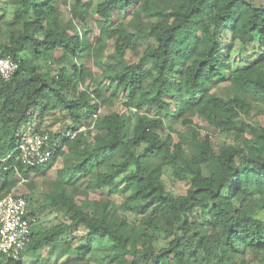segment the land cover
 <instances>
[{
  "label": "trees",
  "instance_id": "16d2710c",
  "mask_svg": "<svg viewBox=\"0 0 264 264\" xmlns=\"http://www.w3.org/2000/svg\"><path fill=\"white\" fill-rule=\"evenodd\" d=\"M58 1L0 0V57L19 65L0 73V200L28 182L31 237L0 264H264V125L244 119L264 112V2L63 0L64 17ZM194 117L233 142L215 147ZM28 133L56 143L49 163H23Z\"/></svg>",
  "mask_w": 264,
  "mask_h": 264
},
{
  "label": "built area",
  "instance_id": "2783aa9c",
  "mask_svg": "<svg viewBox=\"0 0 264 264\" xmlns=\"http://www.w3.org/2000/svg\"><path fill=\"white\" fill-rule=\"evenodd\" d=\"M18 66V62L9 55L0 57V73L4 79H9ZM101 112L102 109L93 114L90 129H93L95 120ZM82 130L84 127L77 131H69L67 135L73 138ZM55 144L51 143L48 133H28L20 139L18 149L24 164L40 166L52 160L56 150ZM26 214L27 202L20 194L11 191L0 200V252L17 258L29 243L30 222Z\"/></svg>",
  "mask_w": 264,
  "mask_h": 264
},
{
  "label": "rangeland",
  "instance_id": "374dc122",
  "mask_svg": "<svg viewBox=\"0 0 264 264\" xmlns=\"http://www.w3.org/2000/svg\"><path fill=\"white\" fill-rule=\"evenodd\" d=\"M261 1L264 2V0H261ZM58 2L61 5V9L64 13L63 16L64 17L69 16V7L64 3L63 0H59ZM14 11H15V7L12 5L9 6L8 13H7V19L8 20H11L13 18ZM92 22H93V20H92V18H90V23H92ZM97 34H98V30H97V28L94 27V30L92 32H90V36L92 38H95L97 36ZM110 46L111 47L109 48L108 53L112 52V50H113L112 43H110ZM86 63H87V66L90 67L95 73L99 74L101 72L100 69L93 64V61L91 58L87 59ZM53 73H55V71H53ZM227 84L228 83H223L221 85H218V87H216V89L218 91H220L221 93H223V91H224L223 86L227 85ZM109 110H117V111L122 112L125 110V106L118 99L114 102V104L110 107V109L107 108L106 106H102V114L108 113ZM244 119L246 121H252L253 123H256V124L259 123L261 125H264V112L259 113L258 109L255 108V109H253L251 116L250 117L245 116ZM193 120H194L195 124L197 125L198 130L200 131L202 136H205L206 134H209L211 136L215 147H218L219 145L224 144V143L233 142L232 136H230L226 133H221L219 130L212 128L211 126L208 125V123L205 120H203L199 117H194ZM178 127L180 129H185L183 126H178ZM84 129H85V127H84ZM167 133H168V131L166 130L164 136ZM173 136L177 137L176 133H174ZM61 165H62V159L60 158L54 163L53 167L45 173V175L35 178V183L38 182L37 185H41L42 182L44 183L47 181H52L56 177V171L59 167H61ZM31 177H33V175H31ZM164 180L166 182L167 188L171 192H173L176 195L185 194V192H186L185 182L180 180V179H177L174 176L172 169L169 167H167L164 171ZM27 183H28L27 181L22 179V181L19 183L18 187L14 190V192L17 195L18 194H26L28 192ZM45 186L48 188V186H50V185L48 183ZM37 191L39 193L41 191V188L39 187ZM93 197H96V196L94 195ZM119 201L121 202L122 198H119ZM49 217L51 218V217H53V215H49ZM45 223L50 224L49 222L48 223L45 222ZM40 229H41V227L38 226L35 231H39ZM81 234L82 233L80 231L76 232V235H81ZM41 252H42V255L44 257L51 258V256L47 253V248L42 249ZM37 253L38 252H36V251L35 252L34 251H26L25 255L22 259V261H23L22 264H30V261L36 257ZM247 258L249 259L250 264H261L260 257H259V255H257V253L255 251H249L247 253ZM91 264H105V263H103L101 261V258H98L97 260H93L91 262Z\"/></svg>",
  "mask_w": 264,
  "mask_h": 264
},
{
  "label": "crops",
  "instance_id": "0c3cea01",
  "mask_svg": "<svg viewBox=\"0 0 264 264\" xmlns=\"http://www.w3.org/2000/svg\"><path fill=\"white\" fill-rule=\"evenodd\" d=\"M40 177V176H39ZM43 183V182H42ZM36 184H38V182H36ZM42 185V184H41ZM41 185H36L37 186V188H39V187H41Z\"/></svg>",
  "mask_w": 264,
  "mask_h": 264
}]
</instances>
